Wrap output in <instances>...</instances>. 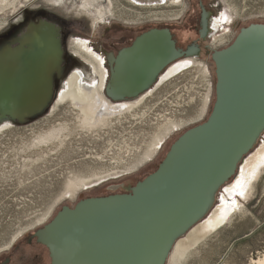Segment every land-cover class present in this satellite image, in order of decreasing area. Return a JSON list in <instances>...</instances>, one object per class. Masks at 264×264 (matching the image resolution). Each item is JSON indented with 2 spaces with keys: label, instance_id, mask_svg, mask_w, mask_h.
I'll return each mask as SVG.
<instances>
[{
  "label": "water",
  "instance_id": "95a60500",
  "mask_svg": "<svg viewBox=\"0 0 264 264\" xmlns=\"http://www.w3.org/2000/svg\"><path fill=\"white\" fill-rule=\"evenodd\" d=\"M16 43L0 49V119L23 126L45 115L65 53L44 25H31ZM181 56L168 31L143 35L121 53L107 95L138 97ZM213 61L216 101L207 121L185 132L130 193L64 207L37 233L52 264H167L177 242L210 215L264 136V24L242 29Z\"/></svg>",
  "mask_w": 264,
  "mask_h": 264
},
{
  "label": "rangeland",
  "instance_id": "374dc122",
  "mask_svg": "<svg viewBox=\"0 0 264 264\" xmlns=\"http://www.w3.org/2000/svg\"><path fill=\"white\" fill-rule=\"evenodd\" d=\"M3 1L0 0V32L7 29L11 22L17 20L21 12L28 8L56 7L54 0ZM75 1L80 5V0ZM113 1L111 15L109 2L103 3V10L109 12L105 13L104 21L100 19L98 27L113 18L125 20L130 16L134 19L139 16L137 12L141 11L142 7L130 0ZM241 2L244 3V8L250 9L246 12L254 11L253 13L259 16L258 19L244 22V27L250 23L264 24V0ZM75 3L73 6L67 4V7H74L77 13L86 15L76 9ZM89 17V24L92 22L94 26V16ZM153 18L148 17L147 20ZM90 27L89 25L87 35L92 39L96 33ZM153 27L156 26L149 24L148 28L143 30L147 31ZM175 33L177 39L188 37L182 29H176ZM181 42L179 41V45L184 47ZM228 46L215 45V49L222 50ZM71 51L76 55L72 47ZM209 56L210 54L193 60L194 66L191 65V68L181 72L177 80L171 82L164 91L148 97L144 104L131 114L112 116L96 127L85 125L86 118L78 105L69 101L57 104V99L43 120L17 128L11 125L3 127L0 131V259L10 250L15 237L20 238L23 234L44 225L45 223L41 224L43 220L47 216L55 215L63 206L73 207L79 197H104L111 193H122L125 191L123 187L113 186H118L124 181L125 184L135 186L137 182L155 172L171 146L185 132L207 121L212 113L216 101L217 79L215 64L209 60ZM82 61L86 62L83 59ZM85 64L89 66V63ZM90 66L85 69L86 82L92 87H98L99 78ZM204 69L208 70L207 76ZM209 87L214 90L211 92L208 113L201 119L203 99ZM166 118L185 120L186 123L183 129L167 140L153 160L130 173L128 169L154 142L159 125L165 123ZM263 143L264 136L256 145V150ZM94 173L112 174L114 177L85 191H78L73 198L65 194L69 182L82 176L87 178ZM237 176L238 173L230 183L236 184ZM242 183L243 186L251 183L247 197L239 194L233 198L228 197L224 191L225 187L220 191L216 202L223 205V197H227L229 202L240 203V207L209 234L194 253L175 264H256V261L264 257V162L255 171V175L248 176ZM167 264L173 263L168 261Z\"/></svg>",
  "mask_w": 264,
  "mask_h": 264
},
{
  "label": "flooded vegetation",
  "instance_id": "af4514ba",
  "mask_svg": "<svg viewBox=\"0 0 264 264\" xmlns=\"http://www.w3.org/2000/svg\"><path fill=\"white\" fill-rule=\"evenodd\" d=\"M140 1L143 4L140 5V8H142L141 11L137 12L139 16L136 19L131 18V16L125 20L113 18L111 21L103 22L98 28H95L92 22L89 24L91 17L77 13L74 7L72 9L70 7L68 10H62L58 6L52 8L41 6L28 8L21 12L18 19L11 22L7 29L0 32V49L6 45L15 48L18 46L16 41L31 25H44L47 29L56 32L57 39L62 44L65 53L61 73L54 76L53 84L48 91V94L52 96V100L48 105L45 115L26 121L23 126L32 125L39 120H43L52 109L59 92L64 87L70 74L77 70L85 72V69L89 67L80 57L74 55L71 51V43L75 40L87 42L100 57L102 56L103 66L108 71L103 94L112 104H124L139 99L153 89L157 90H155V93L164 91L171 82L177 80L178 75L162 84L160 83L161 79L166 76L169 70L180 66L185 61L201 59V57L210 54L209 60H212L211 62L214 63L213 55L216 51H220L215 49V45L227 44L230 46L234 43L242 29L251 25L263 24L250 23L244 27V22L258 19L259 16L254 14V11L252 13L246 12L250 9L244 8V3L241 0H151V4H147L150 0ZM75 2V0H69L67 3L71 6ZM143 7L153 9L149 10ZM148 17L154 18L147 20ZM149 24H153L156 27L144 31L143 29L148 28ZM89 25L96 33L92 39L88 38L89 36L87 35ZM176 29H182L184 33L188 34V37L183 40L177 39ZM153 30L168 31L172 41L175 43L176 50L182 56L167 66L157 76L155 82L138 97L126 98L119 101L109 98L107 91L111 87V82L116 75L121 53L133 47L138 38ZM179 41H182L181 44L184 47L179 45ZM5 124H10L16 128L20 126L17 121H13L10 117H7L5 120L0 119V127ZM135 186H130L129 183L125 184L124 181L118 186H113V188L123 187L125 189L124 192L111 193L104 197L116 194H128L130 193L129 190ZM89 198L99 197H79V201L73 207L63 206L47 223L30 233L23 234L11 245L7 254L0 259V264H52L53 260L50 249L40 242L37 233L45 229L64 207L73 209L79 202Z\"/></svg>",
  "mask_w": 264,
  "mask_h": 264
},
{
  "label": "bare ground",
  "instance_id": "6f19581e",
  "mask_svg": "<svg viewBox=\"0 0 264 264\" xmlns=\"http://www.w3.org/2000/svg\"><path fill=\"white\" fill-rule=\"evenodd\" d=\"M68 1L69 0H54L55 2L54 4L58 7L68 8L67 7ZM130 1L139 7L140 5L143 4V2L140 0H130ZM80 2H81L80 5H78V2L75 3L76 9L83 12V14L85 13L88 16H94L95 28L98 27V24L101 21L100 19H103L105 13L109 12L103 10V6H104L103 3L109 2L110 4L109 9L112 8L114 5L113 0H80ZM147 4H151V0L147 2ZM112 12L113 11L110 9L109 12L110 15L112 14ZM0 25H2V23ZM71 47L76 55L80 56L83 60L89 63V66L90 65L92 66L90 67L93 68L95 75L98 76L99 84L98 87L96 85L92 87L90 84L86 82V78H87L86 73L77 70L65 82L64 87L59 92L57 98L58 102L56 103L60 104L69 101L71 103L78 105L81 109V112L84 114L86 118L85 125L90 127L91 126L96 127L99 124L108 121V119L112 116L131 114L135 109L140 108L148 97H150L155 93L156 89H153L135 101L126 102L124 104L123 103L112 104L105 98L103 94V89L105 88L104 86L106 83L108 71L106 70V67L104 68L103 66V59L101 58L102 56L100 57L92 49V47L83 40L73 41L71 43ZM193 64H194L193 60H188L182 63L180 66H177L174 69L169 70L166 76L161 79L160 83L162 84L163 82L169 81L174 76L176 77L181 72L190 68L189 66ZM207 73L208 70L204 69V74L206 76ZM212 90L214 89L209 87L208 92L204 95L203 105L201 109V119H204V117L208 113ZM94 99H96L95 102H93ZM164 121L165 123H161L159 125V129L158 132H156L154 142L149 146L148 150L140 156L139 159L137 158L138 160L136 162L132 163V166L128 169L130 173L139 170L144 166V164L153 160L157 156L161 148L164 146V144L167 142V140L170 139V137H172L173 135H175L178 131L183 129L186 123L185 120L184 121L177 119L172 120L168 118H166ZM6 126L7 127L10 126V124H5L1 126L0 131L2 130L3 127ZM50 135H52V133ZM263 162H264V143L261 147H259V149L256 150L255 148V150L243 160L239 168L238 176L236 177V179L238 178L236 184H232L229 182L223 187V188L226 187L224 191H226L227 196L233 198L235 197V195L239 194L244 197H247L249 195V191H250L249 187L251 183L249 185L245 184V186H243L244 183L242 182H245L248 176L250 177L251 175L252 176L255 175V171ZM112 172L114 173V171ZM103 174L104 173H94L93 175L87 178L82 176L77 180L69 182V184L66 187L65 194L73 198L78 191L81 192L80 190L83 189L85 191V189H89L90 187L96 186L101 182L106 181L111 177H114L111 176L112 174L111 175H106V174L103 175ZM114 174L117 175L116 173ZM253 186L251 187L252 190H253ZM223 199H224L223 205L220 204L221 205L220 206L216 204V206L214 207V209L212 210V212L208 217H206L203 221H201L199 224L193 227L186 236H184L182 239H180L177 242L170 256L169 263L175 264L178 260H181L189 256L190 254L194 253V251H196V248L200 246L201 242L209 234L213 233L221 224H223V222H225L228 219V217L233 213V211L237 210L240 207V203H238L237 201L229 202L227 197H223ZM50 218L51 216H47V218L43 220L41 224L46 223ZM18 238L19 236L15 237L14 241L12 242V245L14 242H16ZM256 264H264V257L256 261Z\"/></svg>",
  "mask_w": 264,
  "mask_h": 264
}]
</instances>
